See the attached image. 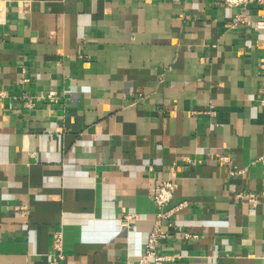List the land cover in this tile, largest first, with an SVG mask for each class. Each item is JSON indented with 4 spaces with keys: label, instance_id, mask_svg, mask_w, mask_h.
Listing matches in <instances>:
<instances>
[{
    "label": "crops",
    "instance_id": "crops-1",
    "mask_svg": "<svg viewBox=\"0 0 264 264\" xmlns=\"http://www.w3.org/2000/svg\"><path fill=\"white\" fill-rule=\"evenodd\" d=\"M3 1L0 264H50L56 232L58 264H136L163 181L185 206L160 264H264V11L229 29L214 0Z\"/></svg>",
    "mask_w": 264,
    "mask_h": 264
},
{
    "label": "built area",
    "instance_id": "built-area-1",
    "mask_svg": "<svg viewBox=\"0 0 264 264\" xmlns=\"http://www.w3.org/2000/svg\"><path fill=\"white\" fill-rule=\"evenodd\" d=\"M23 4V6H28V1L26 0H16ZM216 4H222L226 7H233L237 9V12L231 18V21L228 23L227 27L229 29L236 28L240 23H244L245 25H251V20L249 16L243 14L244 11L248 10L251 5L258 6L262 11H264V0H214ZM5 20V1L0 0V24ZM255 30L264 29V14L261 15V18L255 22L253 25ZM6 93L0 90V98L5 96ZM48 97V96H46ZM37 100L44 99V95L39 94L35 96ZM21 100H23V104L32 108L34 103L32 102V98L30 96H21ZM213 115L214 112L211 111ZM218 160L221 163H228L229 157L227 155H220ZM243 172V169L234 168L230 170V174H238ZM177 188V183L173 181H163L159 185H157L153 192V202L157 208V212L152 223V228L148 234L146 242L144 244L143 250L137 256L136 264H160L162 262H166L172 260L171 256H168L164 253H160L158 250V245L160 242L161 236V225L162 221L168 217H170L174 212L178 211L182 207L185 206V202L179 203L176 206L168 207L172 197L174 196L175 190ZM236 197L239 199H243L247 201L252 207H256L260 204L261 200L258 195L253 192H243L237 193ZM27 209L25 207H20V216L24 218L26 221L27 218ZM133 217V215H125L124 220L126 226H128V221ZM196 237V235H191L189 233H184V238ZM52 247L54 250V257L51 260L50 264H58V262L62 259V234L61 232H56L52 236Z\"/></svg>",
    "mask_w": 264,
    "mask_h": 264
}]
</instances>
